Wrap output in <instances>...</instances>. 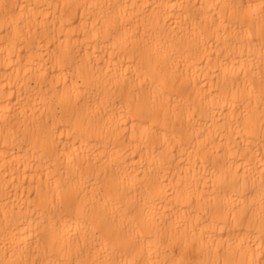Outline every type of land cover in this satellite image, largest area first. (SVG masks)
<instances>
[{"label": "bare ground", "instance_id": "bare-ground-1", "mask_svg": "<svg viewBox=\"0 0 264 264\" xmlns=\"http://www.w3.org/2000/svg\"><path fill=\"white\" fill-rule=\"evenodd\" d=\"M0 264H264V0H0Z\"/></svg>", "mask_w": 264, "mask_h": 264}]
</instances>
